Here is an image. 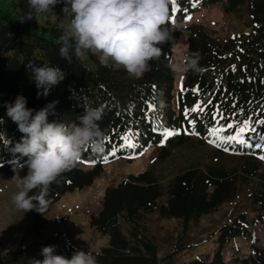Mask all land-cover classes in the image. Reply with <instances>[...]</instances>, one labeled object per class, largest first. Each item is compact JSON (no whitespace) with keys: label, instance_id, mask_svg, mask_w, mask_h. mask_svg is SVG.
Here are the masks:
<instances>
[{"label":"trees","instance_id":"16d2710c","mask_svg":"<svg viewBox=\"0 0 264 264\" xmlns=\"http://www.w3.org/2000/svg\"><path fill=\"white\" fill-rule=\"evenodd\" d=\"M217 3L224 4L225 13L230 15L239 16L246 10L250 31L221 39L200 25L189 26L185 56L199 52L204 71L183 74L177 87L176 73L168 66L175 62L173 46L181 36L174 25L191 22L198 10ZM64 6L57 4L53 11L64 13ZM175 6L173 14L171 0L169 28L173 38L162 46L161 57L150 62L151 70L137 79L124 69L102 64L92 53L83 61L73 57L69 64L59 53L58 41L65 26L42 23L41 15L22 23L20 18L29 11L28 0H0V118L4 121L0 133L11 140L7 146L0 140V173H14L10 149L23 135L7 116L6 104L14 103L18 95L24 96L26 106L33 110L59 101L55 115L48 117L50 122L74 121L86 104L102 107L103 118L98 123L106 133L103 156L83 151L76 167L63 173L60 183L50 186L52 202L44 215L29 211L34 228L44 226L45 216L62 196L92 186L106 164L120 159L133 162L155 149L158 155L150 168L108 187L102 210L90 220L95 232L109 237L107 246L91 252L98 264H175L176 256L189 246L192 228L204 216L228 205H234L235 211L218 229L213 259L180 264H228L224 248L238 238L249 239L251 254L235 259L237 264H264V249L253 232L255 226H264V160L259 158L264 149H248L225 139L228 134L235 135L245 121L257 126L255 122L264 119V0H175ZM29 63L60 67L65 79L47 97L38 98L42 89H37ZM196 105L201 110L191 111ZM229 122L237 128L219 131ZM213 127L218 130L216 136L212 135ZM164 130L180 134L165 141ZM129 133L134 147H126L122 139ZM207 145L212 147L210 153L193 157L195 150ZM177 151L193 158L186 160L177 174L162 179L157 166ZM154 217L179 223V236L161 259L151 230ZM45 246H55L54 254L67 258L83 250L58 241H36L0 255V264L43 260Z\"/></svg>","mask_w":264,"mask_h":264},{"label":"clouds","instance_id":"9594fccd","mask_svg":"<svg viewBox=\"0 0 264 264\" xmlns=\"http://www.w3.org/2000/svg\"><path fill=\"white\" fill-rule=\"evenodd\" d=\"M60 3L65 5L62 11L72 16L58 41L60 56L69 64L73 57L83 61L87 53H92L102 64L111 60L138 79L151 70L150 62L161 57L162 46L173 38L169 28L171 0H28L29 11L20 22L47 14ZM201 59L199 52H193L168 66L176 74H200L204 71ZM28 66L37 89H42L37 92L38 98L47 97L65 79L66 73L60 67ZM58 103L54 100L33 110L26 106V98L18 95L14 103L6 104L7 116L23 134L10 149L14 158L9 163L18 188L13 202L24 213L35 210L44 215L52 202L50 186L60 183L62 174L76 167L84 150L98 157L105 152L106 133L98 123L103 118V108L86 104L74 121L50 122L48 117L55 115ZM0 140L5 146L11 143L4 133H0ZM25 167L27 174L21 177L17 169ZM34 190L35 194L30 195ZM54 252L55 246L43 247L44 259L32 264H98L96 255L89 251L77 250L71 258Z\"/></svg>","mask_w":264,"mask_h":264},{"label":"rangeland","instance_id":"374dc122","mask_svg":"<svg viewBox=\"0 0 264 264\" xmlns=\"http://www.w3.org/2000/svg\"><path fill=\"white\" fill-rule=\"evenodd\" d=\"M71 19L68 13L57 14L52 10L47 14H41L40 22H59L66 27ZM193 24L202 26L211 35L221 39L250 31V17L246 10H242L237 16L226 14L222 3L201 8L191 22L174 25V29L181 32L179 40L173 46L176 63L181 62L185 56L188 47L186 31ZM108 64L117 69H123L111 60ZM182 76L176 74L177 87ZM211 148L208 145L199 147L193 153V157L200 158L201 155L210 153ZM157 155V150L152 149L133 162L120 159L106 164L103 173L92 186L62 196L60 201L47 213L44 226L39 230L33 227L29 212L24 213L17 209L13 202V196L18 191L17 182L13 179L15 173H0V255L20 245H28L36 241H58L89 252L101 251L108 245L109 237L95 232L90 226V220L93 215H97L102 210L106 189L119 185L129 175L145 172ZM193 157L191 154L177 151L157 166V173L162 179H169L179 172L186 160ZM17 172L23 177L27 174V168L18 169ZM242 204L247 208L246 203ZM234 211L235 206L228 205L218 212L204 216L190 231L187 239L189 246L176 256L175 264L195 259L212 260L218 249V229L222 224L230 221ZM178 229L179 223L176 220L166 221L153 218L151 230L157 238L160 259L171 250L174 240L179 236ZM253 232L259 239V245L264 249V226H255ZM250 254L247 238L235 239L224 248V257L228 264H237L235 259L247 258Z\"/></svg>","mask_w":264,"mask_h":264},{"label":"snow or ice","instance_id":"6c2138e0","mask_svg":"<svg viewBox=\"0 0 264 264\" xmlns=\"http://www.w3.org/2000/svg\"><path fill=\"white\" fill-rule=\"evenodd\" d=\"M177 11L175 6V0H172V12L173 14ZM173 22H174V16H173ZM264 83V82H262ZM183 91V88H182ZM149 107H152V105H149ZM201 110L200 105H196L194 108L191 109V111L196 112ZM187 114V113H186ZM193 121H190L192 123ZM257 126H254L252 121H245L243 123V126L238 127V131H236V134H228L226 135L225 139L227 141H232L237 143L238 145L244 146L248 149L256 148V149H264V119L258 120L255 122ZM237 125H233L230 122L227 125V128H221L219 131H227L228 129H236ZM248 133L247 137H245V133ZM218 133L217 128H212V135L216 136ZM179 132L172 131V130H164L162 132L163 139L166 141L167 138L179 135ZM131 133L128 135H125L122 139L124 141V144L126 147H134V144L131 140ZM227 150V149H226ZM260 159L264 160V154H261L259 156ZM107 157H105V160Z\"/></svg>","mask_w":264,"mask_h":264}]
</instances>
